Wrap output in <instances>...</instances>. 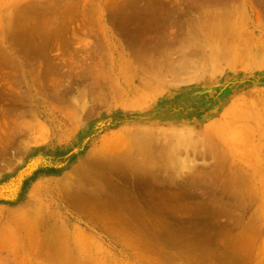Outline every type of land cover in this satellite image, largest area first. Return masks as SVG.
Returning <instances> with one entry per match:
<instances>
[{
  "label": "rangeland",
  "instance_id": "1",
  "mask_svg": "<svg viewBox=\"0 0 264 264\" xmlns=\"http://www.w3.org/2000/svg\"><path fill=\"white\" fill-rule=\"evenodd\" d=\"M263 39L264 0H0V198L35 222L0 211V264H264Z\"/></svg>",
  "mask_w": 264,
  "mask_h": 264
},
{
  "label": "bare ground",
  "instance_id": "2",
  "mask_svg": "<svg viewBox=\"0 0 264 264\" xmlns=\"http://www.w3.org/2000/svg\"><path fill=\"white\" fill-rule=\"evenodd\" d=\"M224 10H225V9H224ZM212 12H213V11H212ZM223 12H225V11H223ZM223 12H220V13H223ZM225 14H226L227 16H229L227 13H224V15H225ZM230 14H231V13H230ZM234 14H235V13H234ZM231 15H232V14H231ZM215 16H216V15H215ZM221 16H222V15H221ZM227 16H226V17H227ZM210 17H211V16H209V19H211ZM233 17H234V16H233ZM220 18H221V17H220ZM222 18H225V16H224V17L222 16ZM221 20H222V19H221ZM225 20H226V19H225ZM225 20H224V21H225ZM200 22H201V21H200ZM213 22H214V21H213ZM225 22H226V21H225ZM207 23H209L208 25L210 26V21H209V20L207 21ZM221 23H222V22H221ZM221 23H220V24H221ZM196 24H197V23H196ZM226 24L228 25L227 22H226ZM238 24H239V23H238ZM238 24H237V25H238ZM224 25H225V24H222V26H224ZM231 25H232V24H231ZM196 26H197V25H196ZM232 26H233V25H232ZM224 27H225V26H224ZM229 27H230V26H229ZM195 28H196V27H195ZM209 28H210V27H209ZM209 28H208V30H207V28H206V30L209 31ZM212 28H213V27H212ZM216 28H217V27H216ZM216 28H215V30H216ZM225 28H226V27H225ZM198 29H199V28H198ZM223 29H224V28H223ZM223 29H222V30H223ZM226 29H228V28H226ZM234 29H235V28H234ZM234 29L232 28V30H230V31H232V33H233V30H234ZM193 30H194V29H193ZM195 30H196V32H197V31L199 32V30H197V29H195ZM195 30H194V32H195ZM201 30H203V29H201ZM213 30H214V28H213ZM227 31H229V30H227ZM230 31H229V32H230ZM194 32H193V33H194ZM196 32H195V34H196ZM198 32H197V33H198ZM215 32H217V31H214L212 34L214 35ZM210 33H211V31H210ZM225 33H226V32H225ZM225 33H224V34H225ZM200 34H201V37H203V36H202V33H200ZM230 34H231V33H229V35H230ZM203 35H204V34H203ZM217 35H218V34H217ZM196 36H197V35H196ZM196 36L194 35V37H196ZM208 36H209V35H208ZM210 36H211V35H210ZM219 36H222V39H223V35H222V34L219 35ZM231 36H232V35H231ZM231 36H230V37H231ZM194 37H193V38H194ZM197 37H199V35H198ZM197 37H196V39H197ZM204 37H207V36H204ZM213 38H214V37H213ZM218 38H219V37H218ZM226 38H227V37H226ZM199 39H200V38H199ZM202 39H203V38H201V42L204 40V39H203V40H202ZM205 39H206V38H205ZM209 39H210V37H209ZM228 39H229V38H228ZM230 39H231V38H230ZM197 40H198V39H197ZM212 40H213V39H212ZM212 40H210V41H212ZM235 40H236V39H235ZM263 40H264V39H263ZM191 41H192V40H191ZM204 41H205V40H204ZM204 41H203V42H204ZM230 41H231V40H230ZM251 41H252V40H251ZM188 42H189V41H188ZM192 42H193V41H192ZM192 42H191V43H192ZM225 42H227V41H225ZM248 42H249V41H248ZM252 42L254 43V41H252ZM263 42H264V41H263ZM204 43H205V42H204ZM212 44H213V43H212ZM218 44H219V43H218ZM227 44H228V43H227ZM250 44H251V42H250ZM250 44H249V45H250ZM228 45H229V44H228ZM238 45H239V44H238ZM253 45H254V44H253ZM187 46H188V45H187ZM187 46H186L187 51H189V52H187V53H190V52H191V53H192V52L195 53V52H196V51L194 52V51L191 50V49H192V48H191V47H192L191 45H189L188 47H187ZM190 46H191V47H190ZM202 46H203V45H202ZM213 46H214V45H213ZM243 46H244V45H243ZM256 46H257V45H256ZM199 47H200V46H199ZM205 47H206V46H205ZM186 48H184V49L186 50ZM189 48H190V49H189ZM193 48H194V47H193ZM200 48H201V47H200ZM202 48H203V47H202ZM254 48H255V47H254ZM181 49H182V48H181ZM184 49H183V50H184ZM188 49H189V50H188ZM204 49H205V48H204ZM204 49H203V50H204ZM213 49H214V48H213ZM239 49H240V47H239ZM244 49H245V48H244ZM258 49H259V48H258ZM190 50H191V51H190ZM193 50H195V49H193ZM209 50H210V49H209ZM242 50H243V49H242ZM242 50H240V51H242ZM259 50H261V49H259ZM216 51H217V50H216ZM224 51L226 52V50H224ZM224 51H223V52H224ZM227 51H228V50H227ZM246 51H247V50H246ZM198 52H199V51H198ZM208 52H209V51H208ZM225 52L222 53V54L224 55ZM261 52H263V51L261 50ZM201 53H202V52H201ZM228 53H229V52H228ZM228 53H227V55H228ZM202 54H203V56H204V53H202ZM212 54H213V53H212ZM218 54H219V53H218ZM220 54H221V53H220ZM255 54H256V53H255ZM257 54H258V53H257ZM257 54H256V56H257ZM236 55H237V54H236ZM229 56H230V53H229ZM229 56H227V57H229ZM192 58H193V57H192ZM196 58L198 59V57H196ZM204 58H205V57H204ZM215 58H216V55H215ZM237 58H238V56H237ZM161 59H162V58H161ZM189 59H190V56H189ZM194 59H195V58H194ZM200 59H201V58H200ZM206 59H207V58H206ZM231 59H232V58H231ZM192 60H193V59H192ZM192 60H191V61H192ZM202 60H203V59H202ZM228 60H229V59H228ZM237 60H239V59H237ZM237 60H236V61H237ZM193 61H194V60H193ZM195 61H196V59H195ZM199 61H200V60H199ZM205 61H206V60H205ZM219 62H220V59H219ZM187 63H191V62H187ZM164 64H166V63H164ZM169 64H170V63H169ZM191 64H192V63H191ZM194 64H196V63H194ZM199 64H200V63H199ZM162 65H163V64H161V65L158 66V67H161V68H162ZM184 65H186V64H184ZM184 65H183V67L185 68ZM200 65H201V64H200ZM163 66H164V65H163ZM168 66L170 67V65H168ZM179 67H180V66H179ZM190 67H191V65H190ZM198 67H201V66H198ZM198 67H196L197 70H198ZM161 68H160V69H161ZM184 68H183V69H184ZM191 68H192V67H191ZM196 68H195V69H196ZM168 69H171V68H168ZM172 69H173V67H172ZM195 69H194V71H195ZM176 70H177V69H176ZM176 70H175V73H176ZM188 70H189V72H190V68H188ZM199 70H200V68H199ZM181 71H182V70H181ZM191 71H192V70H191ZM172 72H173V71H172ZM197 72H198V71H197ZM158 73H159V72H158ZM168 74H169V73H168ZM183 74H184V72H183ZM184 76H185V75H184ZM178 77H179V76H178ZM176 78H177V76H176ZM225 130H226V129H225ZM223 131H224V130H223ZM142 132H143V131H142ZM120 135H121V134H120ZM235 136H236V135H235ZM184 137H185V136H184ZM186 137H187V136H186ZM108 138H109V137H108ZM121 138H122L121 140H124L123 137H121ZM180 139H181V138H180ZM183 139H184V138H183ZM236 139H237V138H236ZM117 140H118V138H117ZM185 140H186V139H185ZM241 140H242V139H241ZM181 142H182V140H181ZM191 142H192V141H191ZM111 143H112V141H111ZM114 143H115V144H116V143L118 144V142H114ZM245 143H246V142H245ZM131 144H132V143H131ZM109 146H110V145H109ZM111 147H112V146H111ZM115 147H116V146H115ZM92 152H93V151H92ZM68 181H69V178H68ZM23 208H24V206H23ZM23 208L20 206V208L15 209L14 211L9 212L8 214H11L12 216H15L16 223H17V222L19 223L20 221H21L20 223H23V224L21 225L20 228L17 227L16 229H23V230L26 231L27 229H30V228L27 227V225H26V223H25V221H26L25 218H27V212H28V211L26 212L25 210H23ZM36 210H37V209H36ZM29 212H30V210H29ZM29 212H28V213H29ZM37 212H38V211H37ZM32 215H33V214H32ZM7 217H8V216H7ZM9 217H10V216H9ZM9 217H8V218H9ZM8 218H7V220L9 221ZM30 218H32V217H30ZM40 218H41V217H40ZM4 219H5V218H4ZM0 220H1V218H0ZM5 220H6V219H5ZM27 220L29 221L28 218H27ZM33 220H34V219H33ZM33 220H32V221H33ZM41 220H42V219H41ZM34 221H36V220H34ZM40 222H41V221H40ZM4 223H5V222H4ZM12 223H13V222H12ZM20 223H19V224H20ZM24 223H25V224H24ZM29 223H30V221L28 222V224H29ZM34 223H35V222H34ZM34 223H33V222H32V224L30 223L29 226H30V225H33V226H34V225H35ZM38 223H39V222H38ZM5 225H6V224H5ZM7 225H8V223H7ZM7 225H6V227L8 228ZM10 225H11V224H10ZM10 225H9V226H10ZM3 226H4V225H3ZM14 227H15V226H14ZM34 227H35V226H34ZM41 227H42V226H41ZM0 228H1V227H0ZM10 228H11V227H10ZM32 228H33V227H32ZM32 228H31V229H32ZM3 229H4V228H3ZM3 229H2V230H3ZM13 229H14V228H13ZM42 229H44V228H42ZM45 229H46V228H45ZM48 229H49V228H48ZM48 229H47V230H48ZM0 230H1V229H0ZM5 230H6V229H5ZM47 230H46V231H47ZM29 231H30L29 235H30V236H31V235L33 236V234H31V231H34V230H29ZM35 231H37V230H35ZM48 231H52V230H48ZM0 233L3 234V232H1V231H0ZM7 233H8V232H7ZM7 233H6V234H7ZM12 233H13V232H12ZM20 233H21V231H20ZM24 233H25V232H24ZM39 233H42V232H39ZM4 234H5V233H4ZM17 234H18V233H17ZM34 234H35V233H34ZM37 234H38V233H37ZM49 234H50V233H49ZM52 234H53V233H52ZM2 236H3V235H2ZM32 236H31V237H32ZM52 236H53V235H52ZM8 237H9V236H8ZM8 237H7V238H8ZM16 237H17V235H16ZM31 237H30V238H31ZM33 237H34V239H33ZM33 237H32L33 240H35V239L38 238L37 240H35L36 242L40 239V235H39V237H37V238H35V237H36L35 235H34ZM13 238H14V237H13ZM21 238H22V237H21ZM26 238H27V237H26ZM48 238H49V237H48ZM51 238H52V237H51ZM10 239H11V238H10ZM28 239H29V238H28ZM54 239H55V238L53 237V240H54ZM59 239H60V238H59ZM11 240H12V239H11ZM21 240H23V239H21ZM25 240H26V239H25ZM45 240H48V239H46V237H45ZM45 240H42V241H45ZM49 240L51 241V239H49ZM49 240H48V241H49ZM60 240H61V239H60ZM6 241H8V240H6ZM28 241L30 242V239H29ZM35 241H34L33 243H36ZM40 241H41V240H40ZM50 241H49V242H50ZM55 241H56V240H55ZM55 241H54V242L51 241V242H52V243H51V246H52L53 243H56ZM0 243H1V240H0ZM4 243H5V242H4ZM38 243L40 244V247H39L40 249H41L43 246H45V245H43V246L41 245V244H44V243H42V242H38ZM38 243H37V245H38ZM45 243H46V242H45ZM6 244H7V243H6ZM14 244H15V243H14ZM30 244H31V243H30ZM46 244H49V243L47 242ZM25 245L27 246L26 243H25ZM32 245H33V244H31V246H32ZM37 245H36V246H37ZM49 245H50V244H49ZM54 245H56V244H54ZM54 245H53V246H54ZM28 246H29V245H28ZM31 246H30V247H31ZM33 247H34V250H35L36 248H38V247L35 248V246H33ZM33 247H31V249H32ZM47 247H48V246H47ZM17 248H18V247H17ZM43 248H44V247H43ZM49 248H50V247H48V249H49ZM12 249H13V248H12ZM27 249H28V248H27ZM50 249H51V248H50ZM50 249L48 250L49 252H50ZM8 250H9V249H8ZM22 250H23V249H22ZM36 250H37V249H36ZM38 250H39V249H38ZM41 250H42V249H41ZM41 250H40V251H41ZM44 250H46V249L44 248ZM13 251H14V250H13ZM51 251H52V250H51ZM15 252H16V251H15ZM22 252H23V251H22ZM31 253H32V251H31ZM34 253H35V251H34ZM34 253H33V254H34ZM41 253H43V252L41 251L40 254H38V256L41 255ZM45 253H46V252H45ZM16 254H17V253H16ZM19 254H20V253H19ZM19 254H18V255H19ZM23 254H24V253H23ZM33 254H32V255H33ZM25 255H26V254H25ZM35 255H36V254H35ZM15 256H16V255H15ZM42 256H43L42 258H44V254H43ZM48 256H49V254H48ZM19 257H20V256H19ZM19 257H18V258H19ZM45 257H46V255H45ZM25 258H26V256H25ZM47 258H50V256H49V257H46V260H47ZM34 259H35V258H34ZM34 259H32V260H34ZM19 260H21V259H19ZM24 260H25V259H24ZM24 260L22 259V261H24ZM46 260H45V261H46ZM25 261H26V260H25ZM25 261H24V262H25ZM35 261H36V260H35ZM37 261H38V260H37ZM48 261H49V260H48ZM20 262H21V261H19L18 263L20 264ZM24 262H21V264L24 263Z\"/></svg>",
  "mask_w": 264,
  "mask_h": 264
},
{
  "label": "crops",
  "instance_id": "3",
  "mask_svg": "<svg viewBox=\"0 0 264 264\" xmlns=\"http://www.w3.org/2000/svg\"><path fill=\"white\" fill-rule=\"evenodd\" d=\"M5 181L6 179L0 180V185H3ZM25 199H26L25 191L22 192L19 191V193H17L16 198L12 200L0 198V211L9 212L13 208L24 202Z\"/></svg>",
  "mask_w": 264,
  "mask_h": 264
},
{
  "label": "trees",
  "instance_id": "4",
  "mask_svg": "<svg viewBox=\"0 0 264 264\" xmlns=\"http://www.w3.org/2000/svg\"><path fill=\"white\" fill-rule=\"evenodd\" d=\"M32 180H36V177L34 176V178ZM24 191H25V189H24Z\"/></svg>",
  "mask_w": 264,
  "mask_h": 264
}]
</instances>
